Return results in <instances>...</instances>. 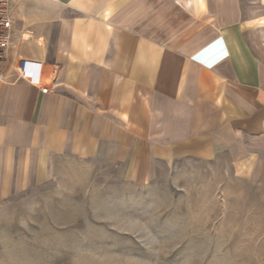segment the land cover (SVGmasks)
<instances>
[{
	"label": "crops",
	"instance_id": "obj_1",
	"mask_svg": "<svg viewBox=\"0 0 264 264\" xmlns=\"http://www.w3.org/2000/svg\"><path fill=\"white\" fill-rule=\"evenodd\" d=\"M12 12L0 196L59 156L142 176L264 129V0H13Z\"/></svg>",
	"mask_w": 264,
	"mask_h": 264
},
{
	"label": "rangeland",
	"instance_id": "obj_2",
	"mask_svg": "<svg viewBox=\"0 0 264 264\" xmlns=\"http://www.w3.org/2000/svg\"><path fill=\"white\" fill-rule=\"evenodd\" d=\"M240 133L142 176L57 157L0 196V264H264V129Z\"/></svg>",
	"mask_w": 264,
	"mask_h": 264
},
{
	"label": "built area",
	"instance_id": "obj_3",
	"mask_svg": "<svg viewBox=\"0 0 264 264\" xmlns=\"http://www.w3.org/2000/svg\"><path fill=\"white\" fill-rule=\"evenodd\" d=\"M13 0H0V65L7 58L9 49L14 45ZM47 92V88H42Z\"/></svg>",
	"mask_w": 264,
	"mask_h": 264
}]
</instances>
